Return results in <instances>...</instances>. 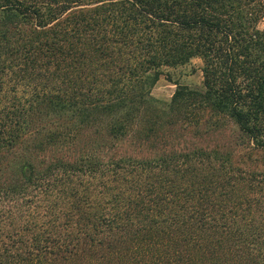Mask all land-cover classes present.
Here are the masks:
<instances>
[{"label":"trees","instance_id":"16d2710c","mask_svg":"<svg viewBox=\"0 0 264 264\" xmlns=\"http://www.w3.org/2000/svg\"><path fill=\"white\" fill-rule=\"evenodd\" d=\"M0 264H264V0H0Z\"/></svg>","mask_w":264,"mask_h":264},{"label":"rangeland","instance_id":"374dc122","mask_svg":"<svg viewBox=\"0 0 264 264\" xmlns=\"http://www.w3.org/2000/svg\"><path fill=\"white\" fill-rule=\"evenodd\" d=\"M201 66V60L194 58L186 65L176 68H164L159 79L151 89V95L163 102H168L175 89V85L173 84L174 81H178L190 87L200 86L202 81ZM218 137L220 138V143H235V138L232 137L228 131H224L223 135ZM218 137L215 136V138L210 140L218 139ZM238 150L244 151L247 149ZM243 151L240 153H243Z\"/></svg>","mask_w":264,"mask_h":264}]
</instances>
